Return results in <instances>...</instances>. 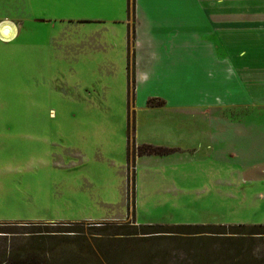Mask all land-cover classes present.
Returning <instances> with one entry per match:
<instances>
[{
    "label": "rangeland",
    "instance_id": "rangeland-1",
    "mask_svg": "<svg viewBox=\"0 0 264 264\" xmlns=\"http://www.w3.org/2000/svg\"><path fill=\"white\" fill-rule=\"evenodd\" d=\"M127 17V0H0V264H264L245 228L111 234L264 224L263 153L206 146L202 118H133Z\"/></svg>",
    "mask_w": 264,
    "mask_h": 264
},
{
    "label": "crops",
    "instance_id": "crops-1",
    "mask_svg": "<svg viewBox=\"0 0 264 264\" xmlns=\"http://www.w3.org/2000/svg\"><path fill=\"white\" fill-rule=\"evenodd\" d=\"M127 11L133 118L160 108L189 132L202 118L206 146L264 154V0H127Z\"/></svg>",
    "mask_w": 264,
    "mask_h": 264
},
{
    "label": "trees",
    "instance_id": "trees-1",
    "mask_svg": "<svg viewBox=\"0 0 264 264\" xmlns=\"http://www.w3.org/2000/svg\"><path fill=\"white\" fill-rule=\"evenodd\" d=\"M128 80L129 83H131V81H134V67L131 64V58L129 59V63H128ZM147 148H149L150 146L146 145ZM155 152H157L156 148H152ZM146 152V151H145ZM151 152V150H150ZM153 152V151H152ZM47 226V225H45ZM104 226H107V224H104ZM119 226H126L124 224H120ZM173 226H177L179 231H168L170 229L169 225H163V224H135V225H131L132 230H127L125 232H116V233H111L113 235H136V234H144V235H149L147 237H150L151 234H156V233H164V232H176V233H183L180 232L183 229H189L191 230V234H206V233H210V234H220V233H225L224 232V228L227 227H232V229H246L248 230V234H264V224H234V225H229L226 226L225 224H219L216 226H220L222 227L223 231H216L213 230L212 228H215V226H212L211 224H176ZM212 226V227H211ZM92 227H96V226H92ZM213 230V231H210ZM252 230V231H251ZM76 230H71V232H74ZM3 232L5 234L8 233H13L12 231H0ZM46 232H49L48 230ZM31 233V236H42V231H31L29 232ZM237 233V232H236ZM47 235H51L54 236L55 234H47ZM6 258V262H10L11 260L13 261H29L31 260L30 258H27L25 255H18L16 254V252H14L13 250H8L5 253ZM23 257V258H22Z\"/></svg>",
    "mask_w": 264,
    "mask_h": 264
},
{
    "label": "bare ground",
    "instance_id": "bare-ground-1",
    "mask_svg": "<svg viewBox=\"0 0 264 264\" xmlns=\"http://www.w3.org/2000/svg\"><path fill=\"white\" fill-rule=\"evenodd\" d=\"M8 27L11 29V31H10L8 34H5L3 31H1V32H3V34L6 35V36H3V35L1 34V32H0L1 38L4 39V40H6V38H9V37L12 35V32H13L11 26H8ZM4 28H5V26L3 27V29H4ZM3 29H2V30H3Z\"/></svg>",
    "mask_w": 264,
    "mask_h": 264
},
{
    "label": "water",
    "instance_id": "water-1",
    "mask_svg": "<svg viewBox=\"0 0 264 264\" xmlns=\"http://www.w3.org/2000/svg\"><path fill=\"white\" fill-rule=\"evenodd\" d=\"M11 31V29L8 26H5V28L3 29V32L5 34H8Z\"/></svg>",
    "mask_w": 264,
    "mask_h": 264
}]
</instances>
